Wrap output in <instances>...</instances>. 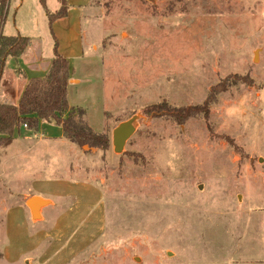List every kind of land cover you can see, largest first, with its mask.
Instances as JSON below:
<instances>
[{
	"label": "rangeland",
	"instance_id": "rangeland-1",
	"mask_svg": "<svg viewBox=\"0 0 264 264\" xmlns=\"http://www.w3.org/2000/svg\"><path fill=\"white\" fill-rule=\"evenodd\" d=\"M64 1L50 25L39 0H9L0 29L40 62L56 40L80 80L67 100L109 146L0 148V264H264V0ZM162 103L203 112H143ZM121 124L134 132L115 151Z\"/></svg>",
	"mask_w": 264,
	"mask_h": 264
},
{
	"label": "trees",
	"instance_id": "trees-1",
	"mask_svg": "<svg viewBox=\"0 0 264 264\" xmlns=\"http://www.w3.org/2000/svg\"><path fill=\"white\" fill-rule=\"evenodd\" d=\"M47 13L49 24L64 17L67 12L65 1L61 0L58 11L47 10L45 0H39ZM9 0H0V28L5 18ZM30 45V38L20 34L3 35L0 29V80L6 59L25 54ZM69 80V64L65 57L57 51V42L53 43V56L44 77L30 78L23 88L17 103L0 102V147L9 144L13 139L14 129L25 123L29 129L36 130L40 120L54 121L62 129L68 141L78 146L87 145L89 149L105 150L109 146V138L105 132H95L85 119V111L79 107H69L67 102V85ZM212 87L203 104L207 105L215 99L219 91ZM203 106L175 107L166 103L155 104L144 109L145 114L162 115L173 118L181 124L189 117L203 112Z\"/></svg>",
	"mask_w": 264,
	"mask_h": 264
},
{
	"label": "crops",
	"instance_id": "crops-1",
	"mask_svg": "<svg viewBox=\"0 0 264 264\" xmlns=\"http://www.w3.org/2000/svg\"><path fill=\"white\" fill-rule=\"evenodd\" d=\"M13 35H16V34H13ZM74 41H76V43L78 44V40H74ZM50 62H51V59L49 60V62L48 61L40 62L37 58H35L34 54L31 55V52L29 50L25 54H22L18 57H8L6 59L2 77L0 80V102L17 103L21 95V92L26 85V82L30 78H33V77H44L50 66ZM79 81L80 80L74 76L73 72L71 71V68L69 67L68 86L69 84H76ZM68 105L69 107H74V108L79 107V106L70 105L69 102H68ZM79 108H82V107H79ZM52 122L54 121L46 122V121L40 120L38 122V126L36 130L29 129L25 123L19 124L14 129L13 139L9 144L13 143L16 146H18L20 150L16 151L17 152L16 154H19V153L21 154L23 152H26V150L30 147V146L25 147V143H22V142L28 141L34 137L37 139V141L39 139L63 140L64 137L62 133L56 138L55 137L51 138V137L46 136L44 133L38 131V127L41 126L42 124H51ZM2 158L3 157L0 154V169L3 168L2 165L4 164V160H5L4 158L3 159ZM29 213H31V211Z\"/></svg>",
	"mask_w": 264,
	"mask_h": 264
},
{
	"label": "water",
	"instance_id": "water-1",
	"mask_svg": "<svg viewBox=\"0 0 264 264\" xmlns=\"http://www.w3.org/2000/svg\"><path fill=\"white\" fill-rule=\"evenodd\" d=\"M134 129L124 124L117 126L112 132V142L115 151H121L126 140L132 135ZM26 205L31 211L33 217L39 216L41 206L46 205V201L39 196H31L26 200Z\"/></svg>",
	"mask_w": 264,
	"mask_h": 264
}]
</instances>
